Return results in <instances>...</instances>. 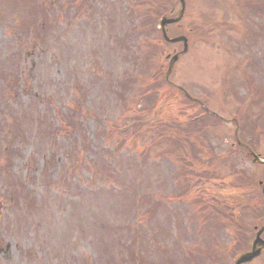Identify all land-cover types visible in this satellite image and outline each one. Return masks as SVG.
I'll list each match as a JSON object with an SVG mask.
<instances>
[{"label":"rangeland","instance_id":"rangeland-1","mask_svg":"<svg viewBox=\"0 0 264 264\" xmlns=\"http://www.w3.org/2000/svg\"><path fill=\"white\" fill-rule=\"evenodd\" d=\"M242 1L185 0L169 82L237 116L264 159V104L247 107L241 77L264 86V0ZM154 17L147 0H0V264H209V244L233 263L264 165L162 82L182 45Z\"/></svg>","mask_w":264,"mask_h":264},{"label":"trees","instance_id":"trees-1","mask_svg":"<svg viewBox=\"0 0 264 264\" xmlns=\"http://www.w3.org/2000/svg\"><path fill=\"white\" fill-rule=\"evenodd\" d=\"M174 1L177 3V0H174ZM147 3H149V5L151 6L152 14L155 16L153 23H154V21L157 20L158 16L165 15L168 12H171L172 9L174 8V6H176L175 4H171V3L167 4L166 0H152V1L147 0ZM245 3H247L248 6L251 5L248 0H246ZM168 6H171V7L169 8ZM167 8H169V11ZM252 8H253V6L251 8H249L251 13H252ZM145 20H147V19H145ZM145 20H144V22H145ZM143 25H144V23H143ZM249 37H251L250 40H252V35ZM245 82H246V80H245ZM248 87L250 89L251 100L248 103L247 107L248 106H250V107L258 106L261 103L264 104V86L254 87L251 85V83H249ZM258 116L263 117L264 113L262 111H260ZM206 117L208 119H212V120L218 122L217 119H215L211 116L206 115ZM253 142H254V138L251 139L250 143H248V142H245V143L252 146L251 144ZM260 200L264 203V198L261 196V194H260ZM263 210H264V208H259L257 205H252V206L244 205V206H242L241 215L237 219H235L234 223L232 224V229H233L234 235H235L234 240L238 241V240L242 239V237L245 235L246 232L252 231L253 226L260 225L263 222V219H264L262 216L263 212H261V213L259 212V211H263ZM214 223H215V221H213L211 218H209L208 222L206 223L208 225V227H205V228L208 229L209 227H212L214 225ZM244 248H245L244 243L237 242L235 245V248H234V250H235L234 253L240 252Z\"/></svg>","mask_w":264,"mask_h":264},{"label":"water","instance_id":"water-1","mask_svg":"<svg viewBox=\"0 0 264 264\" xmlns=\"http://www.w3.org/2000/svg\"><path fill=\"white\" fill-rule=\"evenodd\" d=\"M179 2H180V10H179L178 15L175 18H163V19H161L160 26H159L162 38H163V40L165 42H167V43L182 42L183 43V50L181 52L175 54L173 57H171V59L169 61L168 69H167V72L165 74V80H167V78H168V76H169V74L171 72V69H172V66H173L174 62L178 59V57L180 55L184 54L187 51V40H186L185 37L179 36V37H175V38H172V39L168 38L166 36L165 29H164L166 25L176 23L182 18L183 13H184L185 4H184V0H179ZM224 122L228 123L226 121H224ZM250 155L253 157V162L254 163L256 162V163L264 164V160L258 159V157L255 154L250 152ZM262 193L264 195V183L262 185ZM263 230H264V225L256 233L255 239H254V241L252 242V245H251V251L243 254L242 256H240L235 264H241V263H244V262H249L254 257L258 256L262 251H264V242L259 238V236H260V234H261V232Z\"/></svg>","mask_w":264,"mask_h":264}]
</instances>
